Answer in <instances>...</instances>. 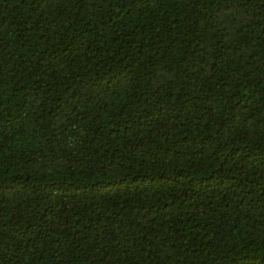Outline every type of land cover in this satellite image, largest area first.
<instances>
[{"label": "trees", "instance_id": "obj_1", "mask_svg": "<svg viewBox=\"0 0 264 264\" xmlns=\"http://www.w3.org/2000/svg\"><path fill=\"white\" fill-rule=\"evenodd\" d=\"M0 264H264V0H0Z\"/></svg>", "mask_w": 264, "mask_h": 264}]
</instances>
